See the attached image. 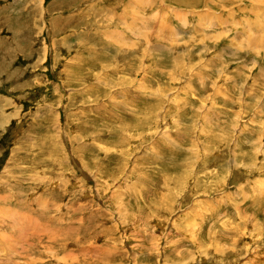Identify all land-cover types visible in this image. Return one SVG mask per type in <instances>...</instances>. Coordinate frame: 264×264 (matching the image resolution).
Masks as SVG:
<instances>
[{
  "label": "rangeland",
  "instance_id": "rangeland-1",
  "mask_svg": "<svg viewBox=\"0 0 264 264\" xmlns=\"http://www.w3.org/2000/svg\"><path fill=\"white\" fill-rule=\"evenodd\" d=\"M0 264H264V0H0Z\"/></svg>",
  "mask_w": 264,
  "mask_h": 264
},
{
  "label": "bare ground",
  "instance_id": "bare-ground-1",
  "mask_svg": "<svg viewBox=\"0 0 264 264\" xmlns=\"http://www.w3.org/2000/svg\"><path fill=\"white\" fill-rule=\"evenodd\" d=\"M131 4H132V2H130L127 6L128 7H130L131 6ZM120 24V23H119ZM124 24H125V22H124ZM126 29H128V26L126 27ZM108 34H111L112 36H110L109 38H110V40H112L113 42H115V43H118V44H120V45H122V43H123V41L121 40V39H119L118 37H116V35L118 34V32H116V31H113V32H110V33H108ZM107 34V35H108ZM115 34V35H114ZM120 35V34H119ZM121 36V35H120Z\"/></svg>",
  "mask_w": 264,
  "mask_h": 264
}]
</instances>
